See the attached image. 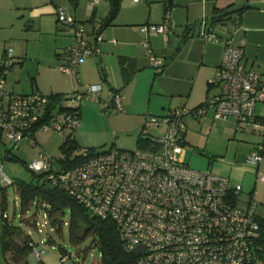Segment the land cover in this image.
Here are the masks:
<instances>
[{"label": "built area", "instance_id": "built-area-1", "mask_svg": "<svg viewBox=\"0 0 264 264\" xmlns=\"http://www.w3.org/2000/svg\"><path fill=\"white\" fill-rule=\"evenodd\" d=\"M56 14L74 36L66 49L67 60L59 68L79 78L82 61L98 54L99 47L66 5H58ZM203 24L200 32L205 38L220 39L212 28H205V21ZM175 26L166 13L161 23L144 24L142 29L167 33ZM13 62L14 53L7 50L0 63V131L8 142L15 147L25 142L36 145V131L41 128L73 137L81 124L83 100L87 97L99 101L102 84L65 93L61 100L40 90L19 93L7 84ZM151 62L157 72L164 70L161 57L152 54ZM211 83L219 86L220 92L202 104L174 108L148 119L146 126L154 125L161 131L144 133V146L102 151L83 147L79 153L85 158L66 168L60 167L58 159L62 158L41 152L28 166L47 173L53 185L65 188L93 213L114 219L129 250L144 246L143 252L136 255V264H264V247L257 241V202L241 199L242 184L211 169L193 168L175 153L187 130L186 117L202 118L211 109L216 119L232 118L239 129L247 125L264 129V114L256 112V106L264 104V75L247 66L242 44L226 40ZM112 104L119 111L125 110L119 92L113 94ZM102 105L107 107V103ZM260 149L253 151L248 160L261 162ZM2 179L13 182L5 174ZM31 244L41 256L44 249Z\"/></svg>", "mask_w": 264, "mask_h": 264}, {"label": "crops", "instance_id": "crops-1", "mask_svg": "<svg viewBox=\"0 0 264 264\" xmlns=\"http://www.w3.org/2000/svg\"><path fill=\"white\" fill-rule=\"evenodd\" d=\"M58 5H66L82 27L93 28L91 32H87L90 38L96 41L100 50L98 54L82 61L79 78L63 71L65 74L56 73L50 66L53 63L60 66L66 62L67 46L74 41L69 27L58 21L56 14ZM216 8H219L218 12ZM110 9V0H0V32H6L9 25L14 23V18L20 17L25 20L27 27L32 26L37 30V40L40 42V47L33 51L30 40L24 45V41H16L11 36L4 40L0 38V48L2 47L0 63L6 56L7 44L13 46L16 43L19 53L16 56L13 51L14 59L15 57L21 59V65H25L26 60H37L39 70L36 75L31 76L30 86L18 84L21 89H27L26 93L33 90H40L43 93L48 91V94L65 93L85 88L89 84L101 83L98 102L102 107L103 103H107V107L99 108L98 112L105 117L120 119L128 124L127 130L115 132L114 136L104 140L103 143H111L110 148L118 142H125L127 135L132 137L136 147H139L140 135L147 133L144 121L149 114L164 115L174 108H192L220 92L221 88L213 85L211 80L222 61L227 39L235 44H242L247 66L264 75V0H122L114 21L100 30L102 20L109 15ZM228 11H232L230 14L240 13L239 24L231 25L229 29L218 30L221 34L219 40L207 39L201 32L186 36L194 23ZM166 13L170 14L176 25L173 30L158 33L153 29H142L144 24L161 23ZM83 22L87 23L83 25ZM152 54L163 59L162 72H157L152 66ZM15 62L17 61L14 60L12 68L10 67L11 71L9 69L7 74V77L10 75V79L14 81L17 75ZM46 69L51 74V82H46L44 72ZM7 84L9 85L8 81ZM115 92L121 94L125 107L124 111L118 113H114L113 109L116 107L112 104ZM106 108H109V111H105ZM208 113H211L215 120H219L214 117L212 110ZM83 114L85 113L82 103L80 126L85 125ZM204 117L197 118L193 115L186 117L187 130L183 134L180 147L175 151L176 156L185 163L190 152L187 145L193 143L188 138L190 126L201 124L203 131ZM236 128L240 131L237 124ZM245 131L241 139L246 141L244 146L246 152L259 151V146H264V129L249 128ZM78 134L79 130L75 138L80 144ZM258 136L262 142L257 141ZM209 139L210 135L206 137L202 149L209 157L206 160L207 165L211 167L209 169L228 176L234 183L242 184L240 195L246 192L242 199L246 203L255 200L259 215L264 216V147L260 149L263 160L259 163L249 161V153L246 156L245 167V164H240L237 160V155H227L228 150L224 152L212 149ZM233 145L237 149L241 146L237 141L233 142ZM5 153V157L8 158L9 153L7 151ZM190 157L192 159L195 156L191 154ZM3 182L4 180L0 179V184ZM1 193L0 191L2 223Z\"/></svg>", "mask_w": 264, "mask_h": 264}, {"label": "rangeland", "instance_id": "rangeland-1", "mask_svg": "<svg viewBox=\"0 0 264 264\" xmlns=\"http://www.w3.org/2000/svg\"><path fill=\"white\" fill-rule=\"evenodd\" d=\"M13 22V24L9 25L6 32H0V38H3L4 40L11 36L16 41H24V45L28 40H30L32 50L34 51L38 49V47H40V42L37 40V30L32 26L31 28L27 27V25L25 24V20L20 17H15ZM86 23L87 22H83L82 24L84 25ZM84 28L86 32H91L93 30V28H90L89 26H85ZM1 48L0 52L2 50ZM7 48V50L15 51V55L19 53L17 43L15 45L13 44V46L12 44H7ZM14 60L17 61L14 64V66L17 67V75L15 81L10 79V75H8V86L9 88L11 87L10 89H13V91L15 92L21 91L26 93L27 89H21L20 85L25 84L27 86H30L29 82L31 76L36 75L39 70L38 62L35 59L28 61L26 60L25 65H21V59L15 57ZM50 66L51 68L55 69L56 73L65 74L60 70L59 65L55 66V64L53 63ZM47 67L49 68V66ZM44 72L46 82H51L52 78L49 70L46 69L44 70ZM10 73L12 74L13 72ZM19 83L20 85H18ZM44 93L48 94L49 92L47 91ZM99 108L103 107L98 101L87 97L83 100V113H85L83 114V117H85V125L78 127L76 131L78 132L79 130L78 136L81 146L72 149V151L70 150V156L72 158L81 151L82 147H93L97 151L109 149L111 147V143H103L104 140L109 139L110 137H112V135L114 136L115 132H120L128 129V124L126 122H123L122 120L116 118L110 119L107 116L105 117L98 112ZM113 110L114 113H118L119 111L116 108ZM211 110L213 111V109ZM105 111H109V108H106ZM257 112H261L264 114V106H262L261 103H259V105L257 106ZM154 115L156 114H149L146 121L144 122L147 123L148 119H150ZM204 119L205 126H203V131L200 127L201 124L195 127L190 126L188 138L193 143L192 145H190V143L187 145V149L190 150V152L186 159V162L189 163L191 167L200 170H207L211 168L207 165L206 162V160H208L209 158L206 155L207 153H204L202 151V149L204 148V141L206 140V137H209L210 135L211 139H209V142L212 146V149H217L224 152L228 150L229 153H227V155H237V160L240 161V164H245L244 166L246 167V156L250 153V151L246 152V148H244V146H246V141L242 140L241 136H243L242 134L246 133V129H252V125H247L245 128H238L240 130L238 131L236 128L237 123L232 118L228 120H215L212 114L208 113V115H206ZM243 129L245 130L243 131ZM159 131H161V129L155 127L154 125L147 126L146 128V132L151 134H157L159 133ZM36 136L39 140L38 144L32 145L29 142H25L17 147L8 142L7 137L4 134L0 136V165H2L0 167V179H2L3 175L5 174L10 177L11 180H16L11 183L3 182L2 184H0V191L2 192L1 196L5 200L4 209L7 213L6 217L9 221L17 226H20L22 229L21 233L14 232L13 238L20 244H23L26 240V236L29 235L32 242L36 243V246L39 249H44L42 255L38 256L34 248L32 247V250L28 254L29 264H38L40 258H42L45 264H101V252L97 247L92 246L89 248V251L87 253L85 252V249L91 244V239L88 238L80 244H73L70 241L68 224L65 223L63 225V231L60 234L50 224V219L46 215V209L42 202L39 206H37V203L33 202L30 205L29 210L23 212L17 180H31L32 169H30L27 165L35 158L39 157L41 152H47L56 158L62 159H66L68 156V152L63 147V144L67 139V135L65 133L52 128H41L36 131ZM125 140V142H118V144L114 145V147L122 149L136 148V143L132 137L127 135ZM260 140L261 137L258 136L257 141L259 142ZM235 141L241 144L239 149H237L233 145V142ZM260 142H262V140ZM6 151L10 152L12 156L11 158L5 157ZM191 154L195 156L192 159L190 157ZM201 154L205 156V158ZM239 171L240 170H238V172ZM37 173L40 172L37 171ZM243 194L244 195H241V199L246 196V192H244ZM69 218L70 211H67V213L63 216V219L69 220ZM64 253H66V256L62 258V255ZM23 262L24 259H22L21 261L18 260L17 255L12 250L8 251L5 257L0 245V264H23Z\"/></svg>", "mask_w": 264, "mask_h": 264}, {"label": "trees", "instance_id": "trees-1", "mask_svg": "<svg viewBox=\"0 0 264 264\" xmlns=\"http://www.w3.org/2000/svg\"><path fill=\"white\" fill-rule=\"evenodd\" d=\"M110 2L111 9L109 15L102 20L100 30L114 21L121 8L122 0H110ZM218 11L219 8H216V12ZM230 13H232V11L214 14L210 18L194 23L191 28L188 29L186 36L199 34L204 25L203 21H205V28L209 30L212 28L216 34L220 36L221 34L218 30L224 28L229 29L231 25L239 24L240 17L238 15H240V13ZM65 93H51L50 95L54 99L61 100ZM1 135L2 133L0 131V136ZM142 135H140L139 138L140 146L147 144V139ZM79 146L81 145L77 142L75 135L73 137H67L63 147L68 152V156L66 159H58L60 167L66 168L73 166L85 158V156L80 153L76 154L73 158L70 156V150L72 151V149ZM88 148L94 149L93 147ZM7 152L9 153L8 158H11L10 152ZM14 181L16 180L14 179L13 182ZM17 184L23 212L28 211L33 202L37 203V206L42 202L52 227L61 234L63 225L67 223L69 226L70 241L73 244H80L84 240L90 238L91 244L85 249V252L87 253L92 246L97 247L101 252V264H136L137 256L125 246L120 238L117 224L114 219L102 217L93 213L87 205L69 193L65 188L53 185L51 181L47 179V173H37L32 170L31 180L18 179ZM4 203L5 200L3 198L0 231L2 252L6 257L7 252L12 250L17 255L18 260L21 261L24 259L23 264H29L28 254L32 250V240L30 236L27 235L25 242L20 244L13 238L14 232L21 233L22 229L20 226L9 221L4 215ZM67 211H70V218L69 220H64L63 216ZM259 223L260 233L257 237V241L264 247V216H259ZM38 263L45 264L42 258L39 259Z\"/></svg>", "mask_w": 264, "mask_h": 264}, {"label": "water", "instance_id": "water-1", "mask_svg": "<svg viewBox=\"0 0 264 264\" xmlns=\"http://www.w3.org/2000/svg\"><path fill=\"white\" fill-rule=\"evenodd\" d=\"M144 250V246H136L135 248H133L131 250V252L134 254V255H139L141 252H143Z\"/></svg>", "mask_w": 264, "mask_h": 264}]
</instances>
